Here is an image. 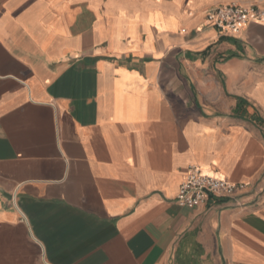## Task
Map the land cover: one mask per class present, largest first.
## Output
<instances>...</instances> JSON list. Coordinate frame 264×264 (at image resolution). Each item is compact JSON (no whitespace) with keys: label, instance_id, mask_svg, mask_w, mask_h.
<instances>
[{"label":"crops","instance_id":"crops-1","mask_svg":"<svg viewBox=\"0 0 264 264\" xmlns=\"http://www.w3.org/2000/svg\"><path fill=\"white\" fill-rule=\"evenodd\" d=\"M264 0H0V264H264ZM251 183L197 209L189 169Z\"/></svg>","mask_w":264,"mask_h":264},{"label":"built area","instance_id":"built-area-1","mask_svg":"<svg viewBox=\"0 0 264 264\" xmlns=\"http://www.w3.org/2000/svg\"><path fill=\"white\" fill-rule=\"evenodd\" d=\"M207 21L223 34L238 35L250 23H264V7L223 6L209 11ZM249 189L255 190L256 187L251 183H231L193 167L187 172L176 202L180 207L197 209L216 205L220 200H235Z\"/></svg>","mask_w":264,"mask_h":264}]
</instances>
